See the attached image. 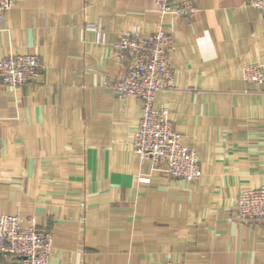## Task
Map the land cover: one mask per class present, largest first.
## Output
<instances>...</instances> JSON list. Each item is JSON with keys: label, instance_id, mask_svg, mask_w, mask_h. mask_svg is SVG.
Returning <instances> with one entry per match:
<instances>
[{"label": "crops", "instance_id": "1", "mask_svg": "<svg viewBox=\"0 0 264 264\" xmlns=\"http://www.w3.org/2000/svg\"><path fill=\"white\" fill-rule=\"evenodd\" d=\"M172 1L196 12L162 16L152 0H15L0 19V58L35 53L41 64L33 83L0 84V214L52 233L48 264H264V223L234 212L240 191L264 186V83L240 74L264 66V16L246 0ZM97 23L101 44L86 29ZM170 25L173 88L153 107L195 150L192 182L132 151L140 104L104 87L125 75L119 35Z\"/></svg>", "mask_w": 264, "mask_h": 264}, {"label": "built area", "instance_id": "2", "mask_svg": "<svg viewBox=\"0 0 264 264\" xmlns=\"http://www.w3.org/2000/svg\"><path fill=\"white\" fill-rule=\"evenodd\" d=\"M154 10L170 17L188 16L196 8L188 1L152 0ZM264 16V0H246ZM15 0H0V19L11 9ZM95 33V42H104V33L97 24L86 27ZM114 50L120 60L126 61L125 75L120 80H107L104 87L112 90L123 103L132 98L140 104V118L131 142L132 151L142 161H149L153 169L172 178L192 182L201 175L195 150L181 140L173 130L166 109H155L153 102L158 92L173 88L174 72L169 53L175 49L172 26L158 28L148 35L137 29L124 32L116 39ZM41 64L35 53L8 55L0 58V84L16 88L38 80ZM241 77L255 84L264 83V66L246 64ZM147 183L148 178L141 177ZM235 217L241 221L264 223V186L240 191L235 199ZM52 233L39 229L33 219L0 214V264H48L52 254ZM159 264H185L163 261Z\"/></svg>", "mask_w": 264, "mask_h": 264}]
</instances>
